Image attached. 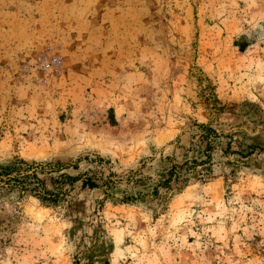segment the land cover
I'll list each match as a JSON object with an SVG mask.
<instances>
[{"label": "rangeland", "instance_id": "obj_1", "mask_svg": "<svg viewBox=\"0 0 264 264\" xmlns=\"http://www.w3.org/2000/svg\"><path fill=\"white\" fill-rule=\"evenodd\" d=\"M14 164L0 264H264V0H0Z\"/></svg>", "mask_w": 264, "mask_h": 264}, {"label": "trees", "instance_id": "obj_2", "mask_svg": "<svg viewBox=\"0 0 264 264\" xmlns=\"http://www.w3.org/2000/svg\"><path fill=\"white\" fill-rule=\"evenodd\" d=\"M200 128L203 129V131H205V137L208 141V147H209V151L212 149L213 147V143L215 141L216 138H219V134L216 130H214V128L208 126V125H204L202 124L200 126ZM249 155V153H247ZM211 162V155L207 154V159H203L201 161H194L193 165L189 166V162L186 161L183 164H173L168 170L167 172H165L166 174L163 177V181L161 182V186H166V187H171V183L175 180V181H179V180H188L187 178H185V173L187 172V170L190 169H194L195 171H197V166H201V165H206L209 164ZM205 167V166H204ZM41 168V170H39ZM203 170L205 171H211V167L208 166V168H204ZM39 171H44L42 169L41 165H34V164H25L24 166L22 165H0V181H4V182H23V183H27L28 179L30 178V176L38 178L37 174ZM202 172H198V174H201ZM201 177H204L201 176ZM58 179V178H57ZM55 182H57L55 180ZM30 184V183H29ZM99 184L97 182V180L92 177V176H88L83 180V187L84 188H96L98 187ZM32 189H36V188H32ZM44 193L41 195V193H38L42 200L45 203H56L58 202V198H59V192L62 191L63 187L58 186V192H54L53 190H48L47 188H44Z\"/></svg>", "mask_w": 264, "mask_h": 264}]
</instances>
